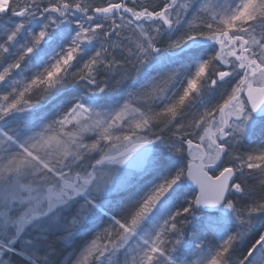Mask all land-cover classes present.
<instances>
[{
  "label": "snow or ice",
  "instance_id": "6c2138e0",
  "mask_svg": "<svg viewBox=\"0 0 264 264\" xmlns=\"http://www.w3.org/2000/svg\"><path fill=\"white\" fill-rule=\"evenodd\" d=\"M86 44L95 51L81 64ZM146 65L154 74L144 77ZM75 83L93 94L132 88L123 102L97 105L64 99ZM0 86V264H50L51 237L67 244L82 235L100 197L123 187L119 169L105 166L156 141L186 154V165L67 264H201L191 253L212 235L206 264H264L255 223L264 193L242 199L264 189V139L240 150L253 128L264 132V0H0ZM209 92L218 94L205 103ZM185 177L196 186L191 199L134 248L154 207ZM198 207L214 211L196 222L202 242L185 245Z\"/></svg>",
  "mask_w": 264,
  "mask_h": 264
},
{
  "label": "rangeland",
  "instance_id": "374dc122",
  "mask_svg": "<svg viewBox=\"0 0 264 264\" xmlns=\"http://www.w3.org/2000/svg\"><path fill=\"white\" fill-rule=\"evenodd\" d=\"M76 27L75 23L62 24L60 28L56 29V32H61L65 28ZM35 30H39V26H35ZM174 35V34H173ZM15 50V46L13 48ZM59 51V48L56 49ZM95 49L86 44L84 51L77 57L79 63L85 62L89 56L93 54ZM53 55L55 53H52ZM31 58L25 62V66L29 72L35 71L32 68ZM154 65H146L142 76L154 74ZM194 64L189 62L185 67L184 72L190 73L193 70ZM15 75V74H14ZM2 87V86H0ZM132 85L124 84L115 87L110 90H106L103 94H93L83 89V85L75 83L64 89L62 96L64 99H70L72 96L83 98L89 103H96L102 105L105 103L101 97L111 98L112 101H120L127 97L128 92L131 90ZM217 92H209L202 99L205 103L213 102L217 96ZM115 106V105H113ZM260 117L254 115V119L259 120ZM264 139V132L259 127L252 129V135L246 136L241 141L240 150L250 151L253 148L260 146V140ZM186 154L184 153H171L163 144L159 141L154 142L150 147H143L129 158L124 165H106L105 167H114L119 169V176L125 177V183L123 187L116 191L109 189L103 196L100 197V204L96 210L95 216L91 224L87 227L82 235H77L67 244L64 241L56 240L55 236L51 237L53 241V247L55 251L50 256V264H67L65 261L66 256L75 257L81 249L96 235L97 232L102 230L112 218H120L136 207L146 196L150 195L154 190L161 186L165 181L174 177L179 169H182L186 163ZM144 159H148L151 163L141 169L138 167V162ZM249 183H254L252 178H245ZM119 182V181H118ZM192 190H189L185 184V178L179 181L160 199L157 205L154 207L152 213L148 219L144 222L141 229L138 230V235L131 241L135 248L139 244L141 237L152 233L159 227L172 213L178 208L185 206L188 200L191 199ZM264 193V189L256 188L248 196L243 197V201L247 202L256 196ZM239 195V194H237ZM202 213L193 209L192 214L188 217V223L184 229L185 245H191L193 241L195 243H201L204 233L198 231L196 222L202 219ZM256 227L260 230H264V215L258 216L256 221ZM235 221H231L226 225L227 231H235ZM218 242V237L212 235L209 237L208 245L200 250L193 251L191 255L199 258L201 264H206L208 257L210 256L212 247ZM190 253L187 252L186 247L182 246L175 254L181 261L185 259ZM122 255L126 258L131 255V252H122Z\"/></svg>",
  "mask_w": 264,
  "mask_h": 264
},
{
  "label": "flooded vegetation",
  "instance_id": "af4514ba",
  "mask_svg": "<svg viewBox=\"0 0 264 264\" xmlns=\"http://www.w3.org/2000/svg\"><path fill=\"white\" fill-rule=\"evenodd\" d=\"M167 55V54H166ZM172 55H176V56H178V55H182V53L180 52V50H176L175 52H173L172 53ZM256 116V115H255ZM256 117H260V116H256ZM185 182H186V180H185ZM190 190H194V188H189ZM195 210H197V211H200V212H204V211H207V210H203V209H201V208H195Z\"/></svg>",
  "mask_w": 264,
  "mask_h": 264
},
{
  "label": "water",
  "instance_id": "95a60500",
  "mask_svg": "<svg viewBox=\"0 0 264 264\" xmlns=\"http://www.w3.org/2000/svg\"><path fill=\"white\" fill-rule=\"evenodd\" d=\"M256 116H260L258 114H255ZM186 183L189 187H192V188H196V186L190 181V179L186 178ZM201 209H204V210H212V209H206V208H203V207H199Z\"/></svg>",
  "mask_w": 264,
  "mask_h": 264
}]
</instances>
